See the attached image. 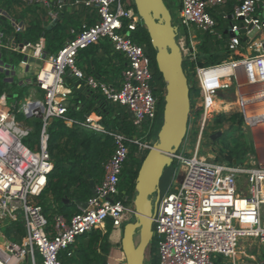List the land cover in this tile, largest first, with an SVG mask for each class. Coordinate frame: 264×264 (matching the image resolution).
I'll return each mask as SVG.
<instances>
[{
    "label": "built area",
    "instance_id": "obj_1",
    "mask_svg": "<svg viewBox=\"0 0 264 264\" xmlns=\"http://www.w3.org/2000/svg\"><path fill=\"white\" fill-rule=\"evenodd\" d=\"M2 1L0 228L8 229L12 236L19 227L24 233L18 242L5 238L0 243V264H63L60 252L67 250L79 235L106 220L120 228L134 217L133 199L126 202L116 198L119 177L128 155V143L136 144L140 152L152 146V132L161 110V101L154 95L151 83V58L132 38L143 23L134 0H73V4L94 8L97 18L90 24L82 23L77 32L71 29L74 36L57 52L49 53L41 39L18 38L26 25L9 14ZM16 1L40 6L51 22L58 19V12L66 3ZM1 17L9 19L10 32ZM178 19L177 26L185 30L177 39L184 59L195 60L197 49L192 39L200 42L195 29L218 40L225 37L228 54L214 64L194 66L198 88L194 106L200 110L195 114L190 108L186 135L173 155L181 167L180 179L173 186L168 185L160 196L152 218L157 264H264V0H179ZM102 38H107L125 58L118 85L85 73L77 65L79 51ZM67 72L81 79L88 90L129 107L132 123L139 127L145 123L146 130L139 138L109 132L114 148L104 163V175L94 186V193L84 201V207L70 215L55 212L49 223L41 199L52 168L47 126L53 117L66 118L69 106L65 101L70 93L64 85ZM23 85L35 87L20 100L13 86ZM230 89L236 96L234 103L224 99L222 93ZM13 97L15 101L9 102ZM211 97L228 102L229 108L207 112ZM232 107L244 128L259 132L254 153L246 154L247 165L235 160L215 161L198 153L207 114ZM33 118H38L41 126L35 146L30 147L24 138L34 130V124L28 122ZM80 123L103 130L90 115ZM194 126L197 140L194 149L189 150V135ZM241 236L257 238L262 249H257L255 255L243 250L238 255ZM106 264H126L120 245L115 252L108 253Z\"/></svg>",
    "mask_w": 264,
    "mask_h": 264
},
{
    "label": "trees",
    "instance_id": "obj_2",
    "mask_svg": "<svg viewBox=\"0 0 264 264\" xmlns=\"http://www.w3.org/2000/svg\"><path fill=\"white\" fill-rule=\"evenodd\" d=\"M1 4L9 14L18 19L24 18L28 12L35 13V17L27 21L25 30L18 34V38L23 41H34L42 36L45 41V49L49 53L57 52L66 40L74 36V34L68 33V26L75 24V19L78 15L62 14L59 20H55L49 25L43 22L41 16L45 12L39 6H24V13L22 12L17 16L16 13H12L11 9L15 5L22 6L18 1L4 0ZM6 19L5 17H1L2 24L10 32L11 27ZM198 37L200 38V42L197 44L195 60L191 62L187 59L183 60V68L188 78L191 111L195 114L200 110L199 107L194 106L195 96L198 94L194 72L195 64L202 66L214 64L228 54L224 48L225 37L223 40H218L206 32H198ZM132 38L151 58L153 93L161 101V110L155 124V129L152 132L153 138L156 139L157 131L162 123L165 83L156 67L154 60L155 50L150 43L145 26L142 25L134 31ZM98 48L114 58L115 61L109 64V69L102 66V58L94 56ZM88 50L92 52V62L90 61L89 64L94 65V67L87 72L105 81L109 82L110 80L108 73L113 72V75L117 76L126 65L123 54L114 50L107 38H102L97 43L81 49L78 55ZM187 62L192 64L189 69L186 68ZM82 84L83 81L81 79L71 76L69 72L65 74L64 85L70 90L68 97L70 98L71 105L67 108L66 118L53 117L47 126V147L52 159V168L47 175V185L41 197L45 198V196L49 195L53 203V206H51V202L42 201V207L49 223L52 221V215L55 211L62 212L65 215L71 214L74 210L71 201H85L91 195L90 181L96 184L103 177L104 163L114 148L113 137L109 132L122 133L128 138H139L143 136L146 130L145 123L141 127L132 123L124 106L106 99L99 92L92 90H88L89 93L83 92L81 89ZM3 90L4 86L0 82V94ZM210 111L212 110L207 107V112ZM92 112L100 116L99 123L102 125L103 130L82 125L78 121ZM223 116V113L218 114L215 117V122L220 123ZM67 119H72L73 122L69 125L65 121ZM31 122L34 124V130L24 138V142L30 147H34L39 137L41 123L38 118L31 119ZM238 122L242 123V119L239 118ZM128 148V155L119 177L118 193L116 195V198L123 201H128V198L134 191L138 169L147 152V150L140 152L137 145L133 143H128ZM247 151V140L236 141L222 159L218 160L232 162L235 159L238 162ZM176 167L177 162L175 159L169 166H165L160 177L159 187L162 183L164 185L167 184L171 173ZM65 199L68 202H65ZM109 230L110 226L107 225L105 232H102L98 227L86 231L78 236L81 239L79 245L76 248H72L71 244L67 250L60 252L59 258L63 264H67L68 262L75 264H106L105 255L110 248L108 240ZM6 233L10 235L8 238L19 241L20 235L24 231L19 227L17 228V234L14 236L11 235L9 230ZM67 251L71 255H67ZM150 259L152 264H157L154 238L150 245Z\"/></svg>",
    "mask_w": 264,
    "mask_h": 264
},
{
    "label": "water",
    "instance_id": "obj_3",
    "mask_svg": "<svg viewBox=\"0 0 264 264\" xmlns=\"http://www.w3.org/2000/svg\"><path fill=\"white\" fill-rule=\"evenodd\" d=\"M134 4L155 50L156 67L165 83L162 123L136 176L134 217L120 227L119 245L126 264H145L146 249L153 239L152 218L160 198V177L165 166L173 162V155L186 135L191 103L188 78L183 68L184 58L177 42L178 26L173 24L168 7L163 0H134ZM7 81L10 82L11 79L7 78ZM65 104L69 106L70 100H66ZM126 110L132 118L131 109L126 107ZM220 134L218 131L211 138ZM94 186L95 183L90 181L91 193H94ZM154 193L156 195L153 199ZM75 202L86 205L84 201Z\"/></svg>",
    "mask_w": 264,
    "mask_h": 264
},
{
    "label": "rangeland",
    "instance_id": "obj_4",
    "mask_svg": "<svg viewBox=\"0 0 264 264\" xmlns=\"http://www.w3.org/2000/svg\"><path fill=\"white\" fill-rule=\"evenodd\" d=\"M166 6L168 7L171 16H172V22L175 25L179 24V19H178V3L179 0H163ZM12 13H16L17 15H20L22 13V7L18 6H13L12 7ZM24 13V12H23ZM6 21L10 24L9 19L7 18ZM195 29V28H193ZM185 32V30L179 26L178 27V34H177V39H180L181 34ZM198 30L195 29V33L198 36ZM193 43L195 44V48L197 49V42L195 39ZM190 42V40H189ZM17 60V58H15ZM192 64L187 62L186 68L189 69V67ZM31 87L35 86H30V85H23V86H13L14 93L18 94V99L23 100L25 96L28 95L29 90ZM224 95V99H227V101H231L234 103L236 96L234 94V90L230 89L227 92H222ZM219 97H211L208 100V106L209 107L211 104L216 103L217 100H222L221 98L218 99ZM195 100L196 96H195ZM9 102L15 101V98H9ZM217 106H219L216 103ZM221 108V107H220ZM224 114L222 121L220 123L215 122V117L218 114ZM237 112L234 107H232L229 110H221L220 111H213L211 113L207 114L202 135H201V142H200V147L198 153L200 155L206 156L208 159H214L215 161H220L218 159H222V157L228 152L230 147L234 145L236 141H248V151L254 153V145H255V139L258 140L257 138L259 135V132L257 130H249L246 129L242 126V123H239V115H236ZM23 119V117H20ZM27 121V119H26ZM28 122L31 123V120H28ZM194 131L192 134L189 135V143H188V148L189 150H193L196 140H197V126H194ZM220 131L221 134L217 135L214 139L211 138V136ZM258 145L259 142H258ZM247 152L243 155L242 159H238V162H245L246 165L249 163L247 159ZM235 160V159H233ZM181 175V167L180 164L177 162V167L176 169L171 173V176L168 179V182L166 185L163 183L160 186V194L161 196L166 192V189L168 188V185L173 186L180 178ZM135 195V190L131 193L130 197L128 198L129 201L134 198ZM155 193L152 195L153 199L155 198ZM43 201V200H42ZM127 202V201H126ZM131 220H133V217H131ZM5 233V228L1 227L0 228V243L5 240V238L2 236V234ZM138 239V237H136ZM262 249V245L260 244L259 240L255 237H239L238 239V247H237V252L238 255H240V251H244L247 253H251L253 255L256 254V250ZM145 264H152L151 259H150V246L147 247L146 249V259H145Z\"/></svg>",
    "mask_w": 264,
    "mask_h": 264
},
{
    "label": "crops",
    "instance_id": "obj_5",
    "mask_svg": "<svg viewBox=\"0 0 264 264\" xmlns=\"http://www.w3.org/2000/svg\"><path fill=\"white\" fill-rule=\"evenodd\" d=\"M73 0H66V3L65 5L62 7V9L58 12V19H60V17L62 16V14H66V15H72V14H75V15H78L77 18L75 19V24L74 25H69L68 26V33L70 34H74L71 32V29H74L75 32H77L79 29H80V26L82 23H92L94 20H96L97 18V15H96V12L94 10V8H91V7H85L83 6L81 3L79 4H73L72 3ZM22 6V12L24 11V6H26L25 4H21ZM17 6V5H16ZM19 7V5H18ZM30 7V6H29ZM40 7V6H39ZM41 8V7H40ZM178 8H179V3H178ZM44 11V10H43ZM45 12V11H44ZM18 16V15H17ZM35 17V13H32V12H28L26 14V16L24 18H21L20 20H22L25 25L27 24V21L30 19V18H34ZM43 22L45 23H48L49 25L52 24L53 22L50 21L49 17L46 15V12L44 14H42L41 16ZM38 39H41L44 43V46H45V41H44V37H39ZM36 39V40H38ZM98 58H102L103 62H102V66L105 68V67H108V69L110 68L109 67V64L113 63L115 60L113 57H111L108 53L104 52L103 50H101L100 48L97 49L96 51V55H94ZM92 58V52H90L89 50L87 52H82L80 55L77 56V65L85 72V73H88L87 71L91 70L94 65L92 64H89V62ZM122 71V70H121ZM108 77H110V80L109 82L110 83H113L115 85H118L119 82H120V78H121V72H119V74L117 76H114L113 75V72H110L108 73ZM82 91L83 92H88V88L82 84V87H81ZM89 93V92H88ZM70 100V98H69ZM218 101V100H217ZM216 101V102H217ZM224 101V100H223ZM216 105V103H213ZM71 105V104H70ZM217 106V105H216ZM218 108H220L221 106H217ZM223 108V107H221ZM125 110H126V107H125ZM127 111V110H126ZM128 114V113H127ZM91 116V119H93L94 121L95 120H98L99 122V119H100V116L97 115L95 112H92L90 114H88ZM129 116V115H128ZM93 117V118H92ZM85 118V117H84ZM84 118H81L79 119L78 121H82ZM130 118V117H129ZM131 119V118H130ZM67 124H71L72 122L70 121H66ZM102 179V178H101ZM101 181V180H100ZM99 181V182H100ZM98 182V183H99ZM96 183V184H98ZM95 184V185H96ZM41 199L45 202H51V199H50V196H45V198H42ZM65 202H68L67 199H65ZM71 204L73 205L72 208L74 209L72 211L75 212L77 211L80 207H84L82 206L81 204H77L75 202V200H72L71 201ZM51 206H53V203L51 204ZM56 212V211H55ZM53 212V213H55ZM71 213V214H72ZM70 215V214H69ZM107 225L110 226V230H109V233H108V240H109V243H110V248L108 250V252L106 253V261H107V256H108V253L109 252H115L116 251V248L119 246V240H120V237H121V229L119 227H113L111 225V222L110 220H106L105 222L99 224L97 227L102 231V232H105L106 231V228H107ZM8 229H6L7 231ZM5 231V233H6ZM11 233V231H10ZM12 234V233H11ZM14 236V235H13ZM4 238L8 239V240H12V241H17V240H13V239H10L8 238V236H3ZM22 237V236H21ZM20 237V239H21ZM80 238L78 237L75 242L71 245L72 248H76L79 243H80ZM20 241V240H19ZM18 242V241H17ZM71 255V253L69 254ZM39 260V258H38ZM67 264H75V263H72V262H68Z\"/></svg>",
    "mask_w": 264,
    "mask_h": 264
},
{
    "label": "bare ground",
    "instance_id": "obj_6",
    "mask_svg": "<svg viewBox=\"0 0 264 264\" xmlns=\"http://www.w3.org/2000/svg\"><path fill=\"white\" fill-rule=\"evenodd\" d=\"M218 99H220V98H218ZM234 102H235V101H234ZM216 103H217L219 106L223 107V108H229V104H228V102H225V101H223V100H218ZM209 108H210L211 110L219 109L215 104H211V105L209 106ZM92 118H93V117H92Z\"/></svg>",
    "mask_w": 264,
    "mask_h": 264
}]
</instances>
